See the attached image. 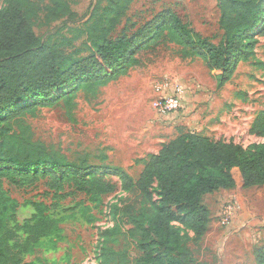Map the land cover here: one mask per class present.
Here are the masks:
<instances>
[{"label":"trees","instance_id":"16d2710c","mask_svg":"<svg viewBox=\"0 0 264 264\" xmlns=\"http://www.w3.org/2000/svg\"><path fill=\"white\" fill-rule=\"evenodd\" d=\"M134 1L92 0L79 15L69 0H50L48 14L59 23L43 35L34 28L40 12L34 0H5L0 8V264H52L42 257L25 262L21 255L33 252L41 238L60 231V219L48 214L52 206L44 202L32 203L36 213L31 223L10 226L5 208L12 199L5 180L18 187L46 180L55 199L83 193L97 204L117 189L98 175L108 166L85 158L71 161L34 139L25 122L28 114L63 100L72 116L79 88L95 93L99 86L126 75L141 63L139 53L163 38L181 46L184 55L202 56L219 88L232 79L239 63L263 64L257 45L259 35H264V0H218L219 33L213 36L195 30L172 8L158 11L137 28L136 22L127 24L114 36ZM81 22L74 30L83 38L82 47L67 53L56 43L57 37ZM250 133L264 137V108L256 114ZM115 171L122 174V188L137 190L145 202L138 212L129 213L128 233L142 252L134 264H208L199 261L190 246L203 239L211 222L204 197L221 189L264 185V142L245 147L180 128L148 155L137 179ZM155 184L158 200L153 197ZM16 206L13 203L12 210ZM20 230L26 233L23 242L17 241ZM120 232L105 230L104 264L122 258L123 253L109 245ZM255 264H264V244L255 251Z\"/></svg>","mask_w":264,"mask_h":264},{"label":"rangeland","instance_id":"374dc122","mask_svg":"<svg viewBox=\"0 0 264 264\" xmlns=\"http://www.w3.org/2000/svg\"><path fill=\"white\" fill-rule=\"evenodd\" d=\"M34 1L40 9L34 28L38 35H43L59 21H53L48 14L50 0ZM69 1L72 10L81 15L92 0ZM217 3L218 0H135L114 36L123 33L127 24L136 22L137 28L165 8L174 9L204 36H213L219 33ZM5 4L1 0L0 8ZM82 24L64 29L57 37L56 43L65 52L82 47L83 38H77L74 30L75 25ZM139 56L140 64L126 75L99 86L95 93L79 88L73 99L72 116L61 100L25 117L34 139L44 141L53 151L65 154L71 161L85 158L89 163L108 166L109 170L99 169L98 175L114 182L117 189L97 204L83 193L55 199L46 180L25 187L5 180L6 193L12 199L5 208L10 226L33 221V202L52 206L48 214L60 219L59 233L41 238L33 252L21 255L23 261L35 262L36 257H42L52 264H104L105 230L119 228L121 232L109 245L123 256L111 264H134L142 252L128 233L132 226L129 213L138 212L145 202L137 190L122 188V174L115 169L137 179L148 155L175 137L180 128L245 147L264 142V137L250 133L256 114L264 108V35H259L257 45V58L263 64L239 63L232 79L220 88L202 56L184 55L181 46L164 38L142 50ZM166 76L183 84V108L161 114L153 101ZM236 189V194L223 200V204L230 200L237 203L231 223H220L209 237L190 243L199 261L255 264V251L264 244V185ZM152 191L158 200L157 184ZM13 203H17L14 210ZM13 213L14 220L10 219ZM215 219L220 222V216ZM18 232L17 241L23 242L26 233Z\"/></svg>","mask_w":264,"mask_h":264},{"label":"built area","instance_id":"2783aa9c","mask_svg":"<svg viewBox=\"0 0 264 264\" xmlns=\"http://www.w3.org/2000/svg\"><path fill=\"white\" fill-rule=\"evenodd\" d=\"M157 87L154 96V107L161 114L178 112L183 108V84L171 76H166ZM237 208L235 201H228L223 205L220 212L221 225H228L234 218Z\"/></svg>","mask_w":264,"mask_h":264},{"label":"crops","instance_id":"0c3cea01","mask_svg":"<svg viewBox=\"0 0 264 264\" xmlns=\"http://www.w3.org/2000/svg\"><path fill=\"white\" fill-rule=\"evenodd\" d=\"M156 153V152H155ZM236 188L233 189H221L219 191L213 192V193H209L207 195H205L204 197V202L209 206V208L211 209V222L208 228L207 233L205 234V237H209L217 228L218 224H220V222L218 223L215 219V217L220 215V212L223 208V200L224 199H228L229 197H231L232 195L236 194L237 191ZM210 196V199L206 201V197ZM214 197V198H213Z\"/></svg>","mask_w":264,"mask_h":264}]
</instances>
